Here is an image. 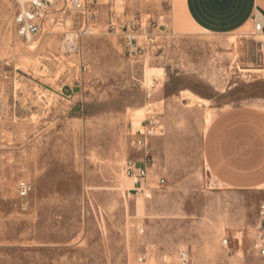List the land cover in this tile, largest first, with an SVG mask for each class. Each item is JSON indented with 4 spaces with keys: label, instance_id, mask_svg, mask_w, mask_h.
<instances>
[{
    "label": "rangeland",
    "instance_id": "obj_1",
    "mask_svg": "<svg viewBox=\"0 0 264 264\" xmlns=\"http://www.w3.org/2000/svg\"><path fill=\"white\" fill-rule=\"evenodd\" d=\"M94 6V32L68 50L66 31L83 22L69 0L39 19L32 42L16 34L19 1L0 0V264H177L180 248L192 264H264L256 246L264 186L228 188L203 154L222 110L264 107L259 37L253 28L179 31L173 0ZM112 10L153 25L155 40L141 58L130 60L107 31ZM186 89L202 101L191 103ZM148 109L160 133L149 139L147 163L166 182L145 199L129 195L123 164L145 158L133 129ZM22 178L34 185L27 211L18 206Z\"/></svg>",
    "mask_w": 264,
    "mask_h": 264
},
{
    "label": "crops",
    "instance_id": "obj_2",
    "mask_svg": "<svg viewBox=\"0 0 264 264\" xmlns=\"http://www.w3.org/2000/svg\"><path fill=\"white\" fill-rule=\"evenodd\" d=\"M257 8L264 10V0H173V22L182 32L226 34L253 28ZM17 13L12 20L20 37ZM203 154L210 171L228 188H262L264 107L238 104L222 110L206 131Z\"/></svg>",
    "mask_w": 264,
    "mask_h": 264
},
{
    "label": "built area",
    "instance_id": "obj_3",
    "mask_svg": "<svg viewBox=\"0 0 264 264\" xmlns=\"http://www.w3.org/2000/svg\"><path fill=\"white\" fill-rule=\"evenodd\" d=\"M20 7L15 17L17 33L26 42H32L41 30L39 19L44 17L48 9L57 0H18ZM96 0H69L70 6L83 13V22L78 29H69L65 33L63 48L77 50L83 36L92 34L96 25L98 9L94 6ZM252 33L259 37L260 49L264 53V10L257 8L253 15ZM155 25V24H154ZM153 25L146 17H127L116 10H112L106 20V29L123 40L124 51L130 60H137L144 56L155 37L151 30ZM144 36V37H143ZM4 90L0 84V98ZM149 116L146 123L133 129L135 135L133 144L139 150L145 151V158L127 159L123 164V172L131 180L129 195L152 198L155 191L164 185L166 179L162 176L155 179L150 170L147 160L149 158V139L160 133V120L153 109H148ZM34 189L33 183L25 178L19 180L17 185L18 206L22 211L30 208V194ZM3 199L0 193V205ZM261 215L264 218V203L261 204ZM230 243L229 237L223 238V244ZM256 246L264 254V229L259 235ZM177 264H192L190 251L180 248L177 255ZM140 261L145 262L146 257L140 256Z\"/></svg>",
    "mask_w": 264,
    "mask_h": 264
},
{
    "label": "bare ground",
    "instance_id": "obj_4",
    "mask_svg": "<svg viewBox=\"0 0 264 264\" xmlns=\"http://www.w3.org/2000/svg\"><path fill=\"white\" fill-rule=\"evenodd\" d=\"M156 69V68H155ZM158 70H159V68H157ZM159 72H161V71H159ZM151 80H153L152 78H151ZM152 82V81H151ZM183 93H184V95H185V98H190V100L191 101H193L194 103H196V102H201L202 101V99L200 98V97H198V96H195L194 94H192L191 95V92L188 90V89H186V90H184V91H182ZM194 95V96H193Z\"/></svg>",
    "mask_w": 264,
    "mask_h": 264
}]
</instances>
